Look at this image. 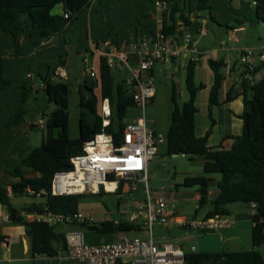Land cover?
<instances>
[{
  "label": "trees",
  "instance_id": "obj_1",
  "mask_svg": "<svg viewBox=\"0 0 264 264\" xmlns=\"http://www.w3.org/2000/svg\"><path fill=\"white\" fill-rule=\"evenodd\" d=\"M93 0H0V30L10 33L15 42L22 39L35 49L44 41L62 32L71 24L77 15L91 7ZM97 0H95L96 2ZM167 4L168 10L163 14L162 31L167 35H175L179 27L178 21L189 25L186 13L193 14L197 11L210 10L211 0H198L192 9V0H161ZM256 2L254 13L256 23L264 24V0ZM63 5L62 15L53 14L56 6ZM96 3L94 4V6ZM68 18H65V15ZM214 19V18H213ZM108 39V38H106ZM111 40V39H110ZM94 41V39H93ZM107 41V40H104ZM103 41V42H104ZM116 44L120 42L113 40ZM95 43V41H94ZM99 45L100 43H95ZM66 65V61H61ZM199 62L191 60L186 68V86L190 93L189 101L183 105L179 104L177 90L173 89L172 102L173 112L171 124L166 137L168 155H183L194 161L196 158L203 160L204 172L207 174H221L222 178L217 183L219 194L211 203L212 209L204 218L228 215L227 205L244 203L256 204L254 215L251 217L254 223L252 229L251 251H236L222 253H186L187 264H264V258L259 248L264 244V78L251 86L244 80V89L251 92V99L244 93L245 111L240 116L243 121V133L234 137V144L230 149L222 146L212 148L208 145L212 128L203 137L196 134V115L198 113L197 97L206 88L204 83H196V70ZM210 67L215 74V82L210 93V105L219 106V90L224 80L221 68L225 65L223 61H209ZM98 78L88 83L85 79L84 85L79 90L80 114V136L78 139L70 137L69 124V86L60 82H51V74L44 79V94L49 101L56 105L55 110L47 121V136L40 147L29 148L27 155L22 160V167L29 171L16 169L12 174L18 182L7 186L0 185V204L7 207L11 222L26 226L27 235L31 238V252L35 257L54 258L59 254L56 245H61L66 250L65 234L56 232V226L38 220L28 221L22 217V213H56L62 215L76 214L80 210L83 194L53 196L51 185L54 176L59 171H67L71 168V159L83 153L87 142L103 132L111 134L119 140L123 129L122 120L129 108L134 106L132 93L125 89L121 81L115 80L113 72L108 68L106 60H98ZM259 71L256 69L255 74ZM11 82L6 79L4 73V60L0 55V93L5 91ZM96 90L98 95L96 94ZM32 95L31 88L22 93L21 104L18 107L15 123L22 122L26 112L25 103ZM109 99L112 106V123L103 127V118L99 114L101 100ZM231 100V94L228 95ZM117 116L118 125L115 124ZM212 126L214 120L210 110ZM61 129L58 136L54 131ZM184 187H197L200 193L199 209L210 203L209 192L214 185L211 177L187 176L184 179ZM122 188V184L120 189ZM30 190L33 194L28 192ZM46 198L43 204H33L18 210L11 205L13 197L24 195ZM100 195L104 192L100 188ZM194 215L197 218L198 211ZM87 226L91 231L98 234L109 235L117 233H129L141 230V226L127 221L103 222L100 225L81 224ZM5 237L0 235V242Z\"/></svg>",
  "mask_w": 264,
  "mask_h": 264
},
{
  "label": "rangeland",
  "instance_id": "obj_2",
  "mask_svg": "<svg viewBox=\"0 0 264 264\" xmlns=\"http://www.w3.org/2000/svg\"><path fill=\"white\" fill-rule=\"evenodd\" d=\"M156 1L157 0H97L95 2L96 5L94 6L95 3L92 4L91 7L88 8L87 12L82 14L74 22V27H72L66 33L68 45L66 46V52H62V55L68 61L67 65L69 70V78L62 80V82L66 83L69 86L70 90L68 112L70 115L69 131L70 137L72 139H78L80 136V114L82 110L79 106V90L84 85L85 79H87L88 83H91L93 81L92 78H87L81 72L82 58L79 53L85 51L87 47H89V49H92V39H97V37L102 33H113L115 30L121 31L124 27H127L128 25L135 22L137 17L143 25H146L148 27V29H154L156 26L161 25L159 21L161 20L162 12L161 9H157L155 7ZM197 1L198 0H192L193 7L195 6ZM240 1L241 0H211V11L213 12L214 16L218 15V21H221L224 24L231 23L237 25L235 19L240 20L242 23H244L247 28V32L241 35L242 42L240 45L247 44L256 48L264 47V24L255 23V6L251 3L250 5H244L243 3L242 14L245 15L244 17H240L238 16V13L233 12L240 10ZM243 1L248 3L249 0ZM209 12L210 10H208V12L203 11V18H201L202 20H204L207 16V20L205 22V27L208 30L207 37H200L198 35V24L192 26V45L193 47H197L200 50L212 46H219V44H222L224 39H228V31L226 27L223 26L221 28L217 22L209 17ZM123 13H126V16H123ZM53 14L62 15V6H56L53 10ZM230 44L232 45V42ZM0 46H3L1 38ZM27 48H29L28 43H26L25 47H21L18 51L23 50L27 52ZM190 52L191 51L184 54L183 58H181L179 61V65H175L173 63H156L153 74L156 97L154 101L148 104L146 107V119L148 122V126L155 127L157 132L159 134H162L165 138V142L159 145L158 154L154 157L149 166V189L152 191L153 196L155 197L161 195L163 191L162 188H166L168 192L167 197L169 199V206L175 209V211L180 210L181 215L194 217L197 210L199 209V202L196 199H193V197L197 195L198 188L184 187L183 183L185 177L195 175L211 178L214 177L216 180H221V174L205 173L202 165L200 164V158H196L194 161H192L189 159V157L183 155L170 156L167 153L166 137L171 124V116L174 108L172 102L173 89L175 88L177 90L178 101L180 105H183L190 99V93L186 86V68L188 63L196 58V54H192V52ZM255 52H257V54H260L264 52V48L255 50ZM16 54L17 53L14 50V55ZM46 57L48 56L40 52L38 57L35 58L37 60H45ZM232 58H235V55H233ZM54 59L50 61L51 67H54L56 65ZM21 60L22 61L19 64L16 63L13 67L11 65L7 66L5 77L10 78L13 76L16 78V80H19L21 78L20 73L23 71L22 81L30 86V81L26 77V73L29 71L28 67H30V71H32L35 75V80L37 82H40L39 70L41 69L37 68L36 64L28 56L22 58ZM239 63L241 64L240 60ZM205 64L206 65L200 63L198 64L196 70L197 84H199L201 81H207L208 75L211 72V67L209 63L207 64L206 60ZM42 73L43 72H41V74ZM260 73V77H263L262 75H264V71ZM113 76L115 80L121 81L124 77V74L114 73ZM17 86H21V84L17 85V83L14 82L13 88ZM7 92L9 94L8 99L10 100V105H0V128L3 127L6 115L9 118L12 117V119L17 118V112L15 110H18V107H16L15 104L17 103L18 96L16 95V90L9 89ZM96 94L98 95L97 90ZM205 98L206 93H203L202 95L200 94V109H203L204 107L203 102ZM20 104L21 103H19V105ZM55 108L56 105L50 102L48 97L43 92L33 91L29 100L24 105V109L26 110L25 123L27 125L33 123L34 121L38 120L39 117L43 118L44 121L47 122ZM42 113H44V115H41ZM141 117H143V110L141 108L133 106L127 110L126 116L122 120V123L132 121ZM117 121L119 120L116 116V125H118ZM60 132L61 129H56L54 131L55 136H58ZM46 136V128H31L25 134H23L19 144L22 145V149H26L25 146L32 148L40 147L43 141L46 139ZM5 145L6 142L3 139V135H1V171L4 167L5 157L8 158L10 156L11 158H17L13 157L12 153L6 152ZM7 166L12 171L16 169L14 165L8 164ZM2 182L4 181L0 180V184H2ZM129 186L132 188V190L130 191V193H124L123 195H120L119 193H103L102 195H93L90 193L85 194L81 199L83 210L93 211L95 216L94 221L96 224H100L103 220H110L114 218H122L124 221L129 222L130 215L132 214V212H130V208L134 212L133 206L136 201L141 200L145 197V185L143 183H131ZM212 187L214 188V185ZM10 202L14 208L22 209L33 204L45 203L46 198L43 196L24 195L21 197H13ZM242 205L248 206V204L236 203L232 206V210L235 211L237 206ZM122 207L126 211H124L122 214H119L120 212L118 211L120 208L122 209ZM210 207V205H206L205 207L199 209L197 216L202 217L204 214H206L207 210L210 209ZM95 208H97V210H94ZM102 210L105 213H103ZM2 211L8 210L7 207L0 204V213ZM118 215L120 216L118 217ZM161 228H163V226L155 225L153 227L154 240L157 242L159 240L173 242V240H171L170 237L166 235V232H164ZM55 230L59 233L65 232V234L69 232H83L86 235V242L90 245H93L94 242L89 236L100 238L99 234L91 231L87 226H82L80 224L57 225ZM119 234L121 233H117V235L115 236L118 237ZM122 234L128 235L129 238L140 239H148L149 236V234L147 233H138L136 231ZM117 241L118 239H114V241L110 240L108 241V243ZM177 245L183 249L181 245ZM17 248L20 249V246H18ZM18 253H22V251L19 250ZM0 264L28 263L8 261L1 258Z\"/></svg>",
  "mask_w": 264,
  "mask_h": 264
},
{
  "label": "built area",
  "instance_id": "obj_3",
  "mask_svg": "<svg viewBox=\"0 0 264 264\" xmlns=\"http://www.w3.org/2000/svg\"><path fill=\"white\" fill-rule=\"evenodd\" d=\"M256 4V2H255ZM155 7L161 11L167 4L161 0L155 2ZM68 18V15H65ZM161 30L139 41L124 40L120 44L112 40L92 43L90 52L82 57L81 72L88 78H98V60L104 58L108 68L113 73L124 74L121 80L125 89L132 93L134 106L143 110V117L123 123L119 140L111 134L103 132L95 139L87 142L83 153L71 159V168L55 174L51 185L53 196L74 194H99L100 188L109 192H117L119 186L129 183H143L145 197L136 204L129 222L137 223L139 216L145 213L147 219L144 228L149 234L148 239L129 238L124 236L113 244L90 245L85 240L83 232H69L65 234V245L68 259L75 264H187L185 251L175 243H159L154 240L153 227L167 226L171 220L168 206L167 189L162 188L159 196H153L149 189V166L158 154L159 145L165 142L162 134L155 127L148 126L146 107L156 97L154 87V68L156 63H170L181 57L182 47L179 34L167 35ZM198 35L206 37L208 30L205 22L199 28ZM186 45L192 49L190 37L184 39ZM227 42H222L226 46ZM254 51H243L240 62L245 67L246 79L250 85H255L254 75L257 64L254 61ZM264 62V52L259 54ZM196 57L193 61H198ZM31 77V76H29ZM66 65H60L51 76V82L68 79ZM99 114L103 118V127L112 123V106L109 99L101 100ZM32 128L45 129L47 122L40 118L34 122ZM107 184L115 185L112 190ZM136 190V188H135ZM30 194H33L28 190ZM42 191L38 196L45 195ZM255 211L256 204H252ZM10 220V219H8ZM37 220L50 225L92 224L93 216L78 212L72 215H62L52 212L37 214ZM232 220L226 216L212 218H190L182 221L181 226L191 230H219L229 227Z\"/></svg>",
  "mask_w": 264,
  "mask_h": 264
},
{
  "label": "crops",
  "instance_id": "obj_4",
  "mask_svg": "<svg viewBox=\"0 0 264 264\" xmlns=\"http://www.w3.org/2000/svg\"><path fill=\"white\" fill-rule=\"evenodd\" d=\"M94 3H95V0L92 1V4ZM243 3L244 5H250L251 3L255 6L254 0H249L248 3L241 0L240 6H239L240 10L233 11V12L238 13L239 14L238 16L240 17L245 16L244 14H242L243 13ZM61 6L63 8V13H64V6L63 5ZM190 7H192V9L194 8L192 3ZM167 10H168V7L165 8V10L161 11L162 15H161V20L159 21V23L163 24V21H162L163 14ZM206 11L208 12V10ZM202 12L203 11H197L193 14L186 13V15L189 18V21L191 22L189 25H186L183 21H178L179 27L177 29L176 34H179L181 36V39H180V45L182 47L181 57L178 58L177 60L171 61L170 63L179 65V61L181 58H183L184 54L191 51L189 49L190 46L186 45V43L184 42V39L186 37H190V38L192 37L193 35L192 26L193 25L198 24L200 28L202 26V23L206 22L207 16L205 17L204 20L201 19L203 18ZM84 13L85 11L82 12L81 14L79 13L77 17L74 18L73 22L69 24L62 32L54 35L49 40L44 41L41 44V46L35 49H31L29 46V48H27L26 50L27 52L23 50L18 51L21 47H25L27 43L26 40L22 39L20 42L16 43L14 37L10 33L3 32L0 30V38L3 42V46H0V55L2 56L4 60L5 75L7 72L8 65H11L13 67L16 63L19 64L22 61L21 59L26 56L32 59V61L36 64L37 68H40L42 70V71L39 70L40 71L39 72L40 82H37L35 80L34 73L30 71L31 68L28 67L29 71L26 73V77L30 81V86H28L27 83L22 81L23 71L20 73L21 78L19 80L18 79L16 80V78L13 76L10 78H6L11 82V84L5 91L0 93V105H3V104L10 105V100L8 99L9 94L7 92L9 89L16 90V95L18 96L17 103L15 104L16 107L20 106L19 103H21L22 93L27 91V88H31L32 92L41 91L44 93V79L54 73L56 68L61 65L60 62L62 60L66 61V64L68 63L67 59H65L62 55V52H66V46L68 45L66 33L72 27H74V22ZM123 16H126V13H123ZM209 17L215 22H217L221 28L223 26L226 27L228 31L227 37L229 40L227 39L228 40L227 41L224 39V41L227 42L226 46H222V44L221 45L219 44V46L203 48V50H200L197 47H193L191 43L192 49L195 50L194 52L193 51L191 52L192 54H196V57L199 59L198 62L200 64L206 65L205 60L207 64L209 63L210 60H213L216 62L223 61L225 64L221 68V73L224 75V80L222 81V85L219 90V97H218V101L220 104L219 106L212 107L210 105V93H211L212 87L215 82V74L212 68H210L211 72L208 75L207 81L200 82V83H204L206 88L202 90L198 94V97H197L198 113L196 115V134L198 137H203L212 128V133L209 137L208 145L212 148H219L220 146H222L226 149H230L234 144L233 138L237 136H241L243 133V121L240 118V116L245 111L243 94L245 93L249 99H251L252 97L251 92L249 90L246 91L243 86L244 80H247L246 71H245V67L239 63V60H240L239 57H240L241 52L243 51H248V50L254 51V54H255L254 61L257 64V67L259 68V71L254 75V80L256 82L260 81L264 78V75H262L263 77H260L261 75L260 72L264 71V62L260 60L259 54H257L255 50H258L264 47L256 48L254 46H249L247 44L240 45L242 42L241 35L247 32L246 26L240 20L235 19V22H237V25L231 24V23L224 24L221 21H218V15L214 16L211 9L209 12ZM255 23H256V20H255ZM256 24H263V23H256ZM159 30H161L160 25L156 26L154 29H148V27L146 25H143L137 17L135 22L128 25L127 27H124L121 31L115 30L113 33H102L101 35L97 37V39H94V41L95 43H101L104 40H110V39L116 40L120 43L124 40L139 41L144 37H147L149 35H154ZM192 40L193 39L191 38V41ZM94 41L92 39V43H94ZM231 42H232V45L230 44ZM13 49L17 53L16 55H14ZM90 50L91 49L87 47L85 51L80 52V53L78 52V53L82 58L83 55L86 52H90ZM40 52L45 54L48 57H46L45 60L43 59L37 60L35 57H38ZM233 55H235V58H232ZM52 59H54V62L56 63L54 67H51L50 65V61ZM67 69H68V65H67ZM97 70H99V67ZM41 72L43 73L41 74ZM68 73H69V70H68ZM14 82H16L17 85L21 84V86H17L13 88ZM19 89H20V92H19ZM203 93H206V98L203 102L204 104L203 109H200L199 108V104H200L199 97H200V94L202 95ZM229 94H231L230 101L228 100ZM210 110L212 111V118L214 120L213 126H212V119L210 118ZM41 115H44V113H42ZM7 117L8 116L6 115V118L4 119L5 121H4L3 127H1L2 129L0 128V136L3 135V139L6 142V145H5L6 152L12 153L13 157H17V158H11L10 156L8 158L6 157L4 158V167L2 171L0 170V180L4 182H2V184L0 185L7 186V188H10L11 185L18 182V179L12 176V174L15 172L16 169L21 168L23 172H26V173L29 171L28 169L22 167V160L27 155V150L32 147L25 146L26 149H22V145H20L19 142L22 139L23 134H25L29 129H31L32 124L36 122L37 120L27 125L25 123V117L22 122H18V123H15L12 117L10 118L9 117L7 118ZM8 164L14 165L16 169L12 171L7 166ZM200 164L203 167L204 162L202 159H201ZM212 179L214 180V188L212 187L209 192L210 203L208 205L210 206H211V203L217 198L219 194V188L217 187V183L220 181V180H216L214 177H212ZM130 184L131 183L122 185L121 189H120V186H121L120 185L117 192L115 193H119L120 195H123L124 193H130V191L132 190V188L129 186ZM108 190H112V189H108ZM104 192L114 193V192H109L106 190H104ZM93 195H100V193L93 194ZM193 199H196L199 202L200 193L197 192V195L193 197ZM141 200L136 201V203L134 204L133 206L134 211L136 210V204ZM39 204H43V203H38L37 205ZM240 204H244V203H240ZM233 205L235 204H230L226 206V209L229 214L225 216L231 219L233 222L229 227L219 229V230H201V231L191 230V229L188 230L187 227H182L181 223L182 221L186 219H190L194 217L181 215L180 210L175 211V209L169 206V199H168V206H169V210H170L172 218L170 220V223L167 226H163V228L161 229L164 232H166V235H168L171 240H173V242L171 243L176 242L175 244L181 245L183 249L185 250V253H188V254L189 253H222V252H236V251H251L253 249L252 229L254 226V223L252 222L251 217L254 215L255 211L252 208V204L248 206H243V205L237 206L235 211L232 210ZM24 208L18 209V210H23ZM211 209H212V206L210 207V209L207 210L206 214ZM94 210H97V208H95ZM124 211L126 210L122 207V209L120 208L118 212H120L119 214H122ZM79 212L84 213V214H91L93 216L92 223L94 225H100L103 222H107V221H114L115 223L124 221L122 218H117V219L114 218L110 220H103L101 221L100 224H96L94 221L95 216H94L93 211L83 210L82 203L80 204ZM130 212H133L131 208H130ZM37 214H38L37 212H34V213L23 212L22 217L25 218V220L33 221V220H37ZM206 214H204L202 217L197 216V218L199 219L204 218ZM119 216L120 215H118V217ZM8 219H9L8 211H2L0 213V235L4 236L5 239L4 241L0 242V259L3 258L8 261L25 262L28 264H75L74 262L68 259L67 251L65 249H62L61 245H56V248L59 251V254L57 257H54V258L35 257L34 258L31 252V238L26 233L27 231L26 226L20 223L11 222ZM146 219H147V216L145 213L140 214L139 221L135 224L141 226V230L136 231V232L147 233V231L144 228V223ZM62 234H65V232H63ZM99 235H100V238L95 237V236L94 237L89 236L91 240H93L94 242L93 245L113 244L116 242L108 243V241L110 240L114 241V239H118V241H120L124 236L128 237V235H125L122 233L119 234L118 237L115 236L117 234H109V235L99 234ZM85 238H86V235H85ZM158 242L166 243L170 241H160L159 240ZM18 246H20V249L17 248ZM19 250H21L22 253H18ZM259 251L261 252L264 258V244L259 248Z\"/></svg>",
  "mask_w": 264,
  "mask_h": 264
},
{
  "label": "bare ground",
  "instance_id": "obj_5",
  "mask_svg": "<svg viewBox=\"0 0 264 264\" xmlns=\"http://www.w3.org/2000/svg\"><path fill=\"white\" fill-rule=\"evenodd\" d=\"M114 186H115V185H113V184H107V188H108V189H113Z\"/></svg>",
  "mask_w": 264,
  "mask_h": 264
},
{
  "label": "water",
  "instance_id": "obj_6",
  "mask_svg": "<svg viewBox=\"0 0 264 264\" xmlns=\"http://www.w3.org/2000/svg\"><path fill=\"white\" fill-rule=\"evenodd\" d=\"M173 156H178V155L176 154V155H173Z\"/></svg>",
  "mask_w": 264,
  "mask_h": 264
}]
</instances>
